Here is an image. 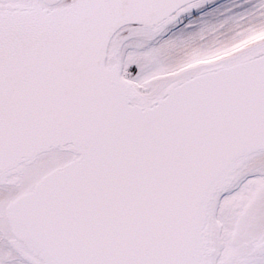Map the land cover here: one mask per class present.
<instances>
[{"label": "snow or ice", "instance_id": "obj_1", "mask_svg": "<svg viewBox=\"0 0 264 264\" xmlns=\"http://www.w3.org/2000/svg\"><path fill=\"white\" fill-rule=\"evenodd\" d=\"M204 3L0 0V264H264V0Z\"/></svg>", "mask_w": 264, "mask_h": 264}, {"label": "rangeland", "instance_id": "obj_2", "mask_svg": "<svg viewBox=\"0 0 264 264\" xmlns=\"http://www.w3.org/2000/svg\"><path fill=\"white\" fill-rule=\"evenodd\" d=\"M256 2L257 0H205L201 9L193 10V15L198 17L197 26L203 24H220L229 17H239L251 11ZM200 12L204 14L200 15ZM171 34L170 32L169 35Z\"/></svg>", "mask_w": 264, "mask_h": 264}]
</instances>
